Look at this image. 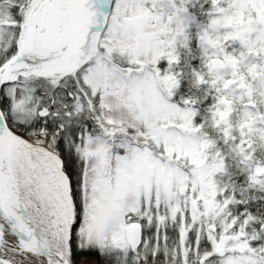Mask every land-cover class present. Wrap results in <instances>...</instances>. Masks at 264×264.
Here are the masks:
<instances>
[{"label":"snow or ice","instance_id":"snow-or-ice-1","mask_svg":"<svg viewBox=\"0 0 264 264\" xmlns=\"http://www.w3.org/2000/svg\"><path fill=\"white\" fill-rule=\"evenodd\" d=\"M0 264H264V0H0Z\"/></svg>","mask_w":264,"mask_h":264}]
</instances>
